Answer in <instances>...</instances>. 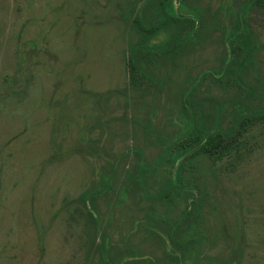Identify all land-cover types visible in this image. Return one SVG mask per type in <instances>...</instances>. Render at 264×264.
I'll return each instance as SVG.
<instances>
[{
	"label": "rangeland",
	"instance_id": "1",
	"mask_svg": "<svg viewBox=\"0 0 264 264\" xmlns=\"http://www.w3.org/2000/svg\"><path fill=\"white\" fill-rule=\"evenodd\" d=\"M134 1L0 0V264H101L76 199L108 175L111 187L100 196L98 213L111 256L119 264L145 257L170 264V247L139 223L150 204L158 217L178 219L189 195L172 209L139 197L132 184L138 151L147 163L156 161L161 140L170 143L184 131L176 83L216 69L223 51L211 22L205 42L167 85L143 97L150 106H140L142 98L129 92L130 32L123 19V7ZM247 1L189 0L211 19L227 5L236 19ZM247 20L263 45L264 78V12L250 9ZM233 96L207 78L197 90L199 99ZM243 140L250 153L234 166L218 163L216 177L201 167L195 173L209 241L201 240L198 258L188 264H264V124H253ZM199 165L184 163L192 171ZM176 168L172 159L156 166L148 181L152 195Z\"/></svg>",
	"mask_w": 264,
	"mask_h": 264
},
{
	"label": "trees",
	"instance_id": "2",
	"mask_svg": "<svg viewBox=\"0 0 264 264\" xmlns=\"http://www.w3.org/2000/svg\"><path fill=\"white\" fill-rule=\"evenodd\" d=\"M254 8L264 12V0H248L236 19L232 18L233 9L229 5L211 19L199 5H191L189 0H136L123 7V19L130 32L129 92L142 98L140 106H150L152 100L142 101L143 97L151 92L155 94L157 89L153 87L167 85L186 58L205 42L206 29L211 22L217 26L221 38L220 65L186 84L176 83L178 93L175 95L187 119L184 131L170 143L161 140L162 153L156 161L147 163L143 151H138L139 166L132 184L139 189V197L143 194L150 202L161 200L172 209L182 194L189 195L186 199L190 204L178 219L158 217L156 208L150 204L139 223V228L150 238L170 247L167 255L170 264H188L191 259L198 258L195 251L201 240L202 243L209 241L201 229L206 202L200 199L202 185L198 184L195 173H202L201 167L216 177L214 168L218 163L232 160L231 166H234L242 160L245 150L250 153L243 140L247 130L255 123L264 124V78L258 66L263 45L247 20L248 11ZM163 76L167 80H160ZM206 78L220 91H232L234 96L225 102L216 97L197 98L200 82ZM204 102L211 104L208 110ZM229 119L231 121L226 122ZM169 159L177 168L165 178L163 189L154 196L148 189L150 175L156 166ZM187 160L190 164H200L198 170H186ZM204 164L206 167H202ZM102 180L99 185L85 190L76 201L86 209L88 238L100 254L101 264H119L120 260L111 256L110 239L102 231V217L98 213V200L111 187L109 175ZM153 262L145 257L124 264Z\"/></svg>",
	"mask_w": 264,
	"mask_h": 264
},
{
	"label": "water",
	"instance_id": "3",
	"mask_svg": "<svg viewBox=\"0 0 264 264\" xmlns=\"http://www.w3.org/2000/svg\"><path fill=\"white\" fill-rule=\"evenodd\" d=\"M179 1V0H178Z\"/></svg>",
	"mask_w": 264,
	"mask_h": 264
}]
</instances>
